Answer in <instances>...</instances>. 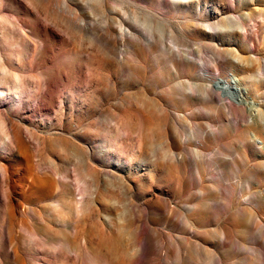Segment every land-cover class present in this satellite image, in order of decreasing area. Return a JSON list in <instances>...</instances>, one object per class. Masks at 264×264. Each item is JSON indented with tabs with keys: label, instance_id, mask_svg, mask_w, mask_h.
Listing matches in <instances>:
<instances>
[{
	"label": "rangeland",
	"instance_id": "obj_1",
	"mask_svg": "<svg viewBox=\"0 0 264 264\" xmlns=\"http://www.w3.org/2000/svg\"><path fill=\"white\" fill-rule=\"evenodd\" d=\"M1 34L27 87L0 68V264H59L32 239L63 264H264V0H0Z\"/></svg>",
	"mask_w": 264,
	"mask_h": 264
},
{
	"label": "bare ground",
	"instance_id": "obj_2",
	"mask_svg": "<svg viewBox=\"0 0 264 264\" xmlns=\"http://www.w3.org/2000/svg\"><path fill=\"white\" fill-rule=\"evenodd\" d=\"M250 19H252V17H250ZM11 24H16V20L14 18H12L9 21L6 20V23L3 25V28L7 31L13 30L11 28ZM238 28H240L241 30H244V28H245L244 22H240L238 25ZM0 39L3 43V45L5 46L4 49H0V50L2 51V55L8 59L7 60L8 64H6V62L0 63V68L4 71L5 74L9 75L8 77H10L9 81H5V80L1 81V84L6 85L8 83H14L22 92V89L24 90L27 87V84L25 83L26 81L24 80V77L18 75L17 73H15L13 71V68L11 67L10 61L12 59V56L15 53L23 52V50L18 46L19 42L16 39H11L8 36V34H1ZM36 51H37V47L34 45L33 52H36ZM11 69H12V71H11ZM38 77L39 76H37L36 78H38ZM244 79L245 78L239 76L238 73L230 72L228 76L219 78V80L215 84V87L221 92V94L224 97H228L230 100L236 102L238 104V106H245V107L251 108L254 111H256L257 108H261V105H260L259 101H257L255 98L250 96V94H251L250 88L244 82ZM38 85H39V83H38ZM40 86H41V84L39 85V87ZM34 95H36V94H34ZM249 97H251L252 99H250ZM24 104L25 103L23 102V105ZM36 107H38V106H36ZM252 134H253V136L256 137V133H252ZM5 135H6L5 137L7 138L6 144H8L9 148H12V149L19 148L20 150L23 149V148L21 149V147L24 146L26 139L22 136L21 133L18 132V130L11 128L9 130V132H7V131L5 132ZM257 139L259 142H263L261 139H259V138H257ZM6 169L7 168H5L4 172L6 171ZM30 184H31L32 188H42V187H45L46 185H48L49 183L46 182V180H44V178L42 176L34 175L31 178ZM42 211L44 214H47L50 218L53 217L56 220V222H59L61 224H66L69 222L71 215L74 213L75 207L72 206L69 201H65L64 204L45 205L43 207ZM28 232H30V231L28 230ZM32 241H33L32 246L35 249V253H36V250L38 251V250H40V248L44 247V248L48 249L47 251H45L46 254L51 255L53 260H55V262H57L59 264L65 263V255H64L65 248H66L65 243L61 244L62 248L60 250H58V248H56L55 245H51V243L49 241H44L42 244L40 242H38L37 239H34V240L32 239ZM28 251L31 252V249H29ZM78 255L84 259V264H98V262H99V257H98L99 255H96V254L88 251L85 248H83V250L79 251ZM1 264H9V263L6 260H4Z\"/></svg>",
	"mask_w": 264,
	"mask_h": 264
}]
</instances>
